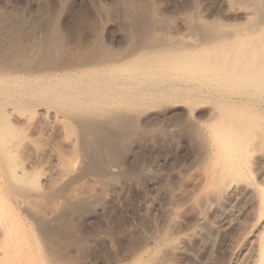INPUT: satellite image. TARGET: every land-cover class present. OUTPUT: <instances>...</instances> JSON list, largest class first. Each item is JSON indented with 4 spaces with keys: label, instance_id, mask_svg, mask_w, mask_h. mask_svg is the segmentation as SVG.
<instances>
[{
    "label": "rangeland",
    "instance_id": "rangeland-1",
    "mask_svg": "<svg viewBox=\"0 0 264 264\" xmlns=\"http://www.w3.org/2000/svg\"><path fill=\"white\" fill-rule=\"evenodd\" d=\"M149 1L164 11L173 48L148 61L176 55L179 64L162 74L20 76V65L8 64L14 53L3 56L0 264H250L264 231V67L259 83L236 79V62L223 78L200 70L215 43L227 63L240 44L243 59L264 47V0ZM59 3L0 0V11L27 28ZM107 44L123 48L112 37ZM101 122H114L126 141L108 181L84 169L86 151L97 147L85 145L81 131L89 123L93 138ZM84 200L89 209L66 218L73 243L40 234L66 203Z\"/></svg>",
    "mask_w": 264,
    "mask_h": 264
},
{
    "label": "bare ground",
    "instance_id": "bare-ground-1",
    "mask_svg": "<svg viewBox=\"0 0 264 264\" xmlns=\"http://www.w3.org/2000/svg\"><path fill=\"white\" fill-rule=\"evenodd\" d=\"M91 1L92 4L95 3V8L80 0H60V10L57 11L53 6L49 7L45 13L32 18L30 24L28 22L27 28H25L24 20L0 11V36L5 39V47L0 50V62L3 56L7 55L8 57L9 53H14L8 64L20 65L21 68L15 74L32 77L45 76L57 80L60 76H69L70 74L80 76V74L87 73L85 70L89 69L99 76L105 72L108 74V70L112 72L113 68L116 74L133 78L146 77L155 73L162 74L168 66L179 67V64H174L176 61L173 59L177 57L176 55L165 56L156 64L148 61V57L154 56L158 50L165 54L173 48L167 38V17L163 10L153 9L149 0L111 1L114 5L120 4L117 8L112 4L102 3V0L98 4L101 6L96 7V2H94L96 0ZM108 25L113 26L117 32L121 30L122 36L117 37L116 32L110 35L111 30L107 29ZM204 33L207 32L203 31V36L206 37L208 34ZM108 37H112L117 43H123V48L109 49ZM218 45L215 43L206 50L205 58L209 59V62L204 64V67L202 66L200 73L211 72L215 78H223L229 76L227 75L228 68L232 62H236L234 75L236 79L242 81L252 79L259 83L264 59L258 60L257 56H259V52L264 51V47L253 46L251 48L252 58L243 59L240 55L246 46L240 44L239 48L231 52L230 61L227 63L226 60H218L219 56L222 58L225 54V50H222ZM77 58H81V62H76ZM241 60H244L242 63L245 64L244 66L240 65ZM171 62L173 64H170ZM184 65L188 66L186 63H182L180 67ZM241 70H246L250 75H243ZM125 119L127 121V118ZM122 120L119 121L121 123H117L124 125L125 121L122 122ZM106 123L101 122V124L95 125L98 126L95 127L98 129H96L97 132L93 138L88 133L89 123L82 129L81 135L85 145H90L92 142L91 145L94 144L97 147L90 154L86 151L91 160L89 163V160L85 158L88 160L86 164L89 165H86L84 169L102 172L108 181L112 177L111 174V177L109 176L110 166H120L122 163V152L126 148V141L119 139V135L115 132V128L119 129V127H114V122L113 124ZM92 147L94 146L92 145ZM79 202L66 203L52 219L40 224L38 226L40 234L46 237L64 238L67 245L73 243L75 234L72 228L67 225L66 218L73 210L82 211L86 208L85 200ZM87 206L89 205L87 204ZM1 231L0 226V233ZM250 264H264V231L259 236Z\"/></svg>",
    "mask_w": 264,
    "mask_h": 264
}]
</instances>
